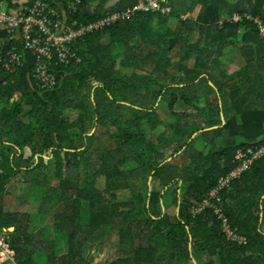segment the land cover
<instances>
[{
  "label": "trees",
  "instance_id": "obj_1",
  "mask_svg": "<svg viewBox=\"0 0 264 264\" xmlns=\"http://www.w3.org/2000/svg\"><path fill=\"white\" fill-rule=\"evenodd\" d=\"M109 1L0 0V11L8 5L27 17L41 3L77 29L139 2ZM198 2L171 0L168 15L139 11L77 39L71 49L81 63L56 60L52 89L34 76L24 33L0 28V56L12 47L23 55L15 71L0 60V234L15 252L10 264H105L90 247L115 228L120 254L108 264H264V158L221 190L220 213L199 212L238 166V150L264 143V37L249 18L264 19V0ZM198 6L197 17H181ZM229 53L244 65L235 70ZM15 182L43 193H29L42 211L58 207L55 230L67 251L49 236L41 247L31 222L4 210ZM70 188L78 197H66Z\"/></svg>",
  "mask_w": 264,
  "mask_h": 264
},
{
  "label": "built area",
  "instance_id": "obj_2",
  "mask_svg": "<svg viewBox=\"0 0 264 264\" xmlns=\"http://www.w3.org/2000/svg\"><path fill=\"white\" fill-rule=\"evenodd\" d=\"M129 9H137L138 12H161L162 14H170L173 11L170 0H142L135 7ZM249 18L251 17L249 16ZM119 19L114 15L89 26H81V28L76 29L69 26L67 18L63 19L59 14L51 16L46 12L43 4L39 3L32 8L31 15L27 17L21 16V13L17 14V12H0V27H6L11 37H17V32L20 33V31L22 34L24 33L26 49L37 56L34 76L42 83L44 89H52L57 85V75L55 70H53L56 60L66 65H70L73 60L81 63V59L72 51L71 45L77 39L84 38L88 33L102 30L105 26L111 25ZM241 19L240 15H234V21L238 22ZM255 21L264 37V20L257 18ZM74 26H78V24L74 23ZM22 59L23 55L17 54V47H12L4 55L0 56L1 62L4 63V67L8 71H15L17 63L21 64ZM263 158L264 143L256 147L251 146L246 149H239L235 156V160L242 166L240 172ZM238 175L239 172H234L231 178H235ZM231 178L227 179L224 184L229 183ZM225 231L228 237L234 236V233L227 226H225ZM241 240L244 241L245 239L242 238ZM4 251L9 252V245L6 238L0 235V252ZM6 261L0 262V264H4Z\"/></svg>",
  "mask_w": 264,
  "mask_h": 264
},
{
  "label": "rangeland",
  "instance_id": "obj_3",
  "mask_svg": "<svg viewBox=\"0 0 264 264\" xmlns=\"http://www.w3.org/2000/svg\"><path fill=\"white\" fill-rule=\"evenodd\" d=\"M1 11L7 12L8 5H2ZM137 12H138L137 9L136 10L129 9L122 15L117 13L116 17L124 19L129 16H134L135 14H137ZM175 24H176L175 21L170 24L173 29H175L176 27ZM229 55H231V53H229ZM238 55L239 54L236 53L235 55H233V57L237 59ZM122 56L123 55L121 54V57ZM174 63L177 64L178 61H175ZM242 63L244 64V60L242 62L240 61L241 65H243ZM128 72L131 73V70H129ZM157 106L159 108L160 105L157 104ZM176 107L178 111L185 110V108L180 105H177ZM167 110H168V105L166 103H162L159 108V111L163 117L166 116ZM69 114L73 118L72 116L73 114L71 113ZM150 132L151 131H148V134H150ZM99 133H97V135L100 138H105L107 140L110 139L108 135H101L103 134V130L100 129ZM92 134H93V131L91 132V135ZM195 135H197L198 137L200 134H195ZM200 150L203 151L202 149ZM29 153H28V156L30 155ZM53 184H54L53 186L57 187L59 185V181H54ZM17 186H18V183L15 182L14 185L9 188L10 190H8V193L10 195L7 197V201L4 204V210L7 213H11V214L12 213L14 214L22 213L23 216H25L26 219H28L31 222V226L34 227V232L37 233L36 236L39 237L38 242L41 247H44V244L50 241L49 239L46 240V236H49V238L55 240V242L57 243V246H61L62 249H60V252H63L64 250L67 251L68 250L67 249L68 248L67 238L55 230L54 223L56 219V214L58 213V207L53 208V210H51L52 202H49L47 203V205H45V209L42 211L41 209L42 207H40L38 202H35L31 198V195L29 193L32 192V194L36 195L37 197H42L43 193L38 190H34V189H31L30 191H28L29 189L26 187H17ZM71 190L72 189L70 188L69 191H66V192L64 191L67 194L66 197L71 198L73 195L75 197H78L77 195L80 192L77 191V189L76 191L74 190L72 192ZM120 195H121V198H124L126 194L120 193ZM25 200L27 201L25 202ZM83 210L84 212H89L88 203H84ZM46 225H48L49 227L47 230H46L47 228ZM13 229L14 228H12L11 231H14ZM98 243L99 241L98 242L96 241L94 244H91V247H90V252L95 257V260L97 262L108 264V263H111L112 261L114 262L118 258L120 254L119 253V233L116 228L113 231H108L107 234L103 238V242L100 244ZM14 253H15L14 250H12L10 247H9V252H6V251L0 252V262L6 261L7 259L9 260L10 258L13 257ZM200 260H202V258ZM201 262L202 261L198 260V262L196 263L200 264ZM193 263L196 264L194 260H193Z\"/></svg>",
  "mask_w": 264,
  "mask_h": 264
},
{
  "label": "bare ground",
  "instance_id": "obj_4",
  "mask_svg": "<svg viewBox=\"0 0 264 264\" xmlns=\"http://www.w3.org/2000/svg\"><path fill=\"white\" fill-rule=\"evenodd\" d=\"M252 166H249L248 168H246L245 170H243L242 172H240L242 166L238 164V166L231 172V174L225 178V179H221V181L219 182V186L217 187V189H213L210 195V199L206 198V200L204 201L203 205L199 208V212H202L204 210H206L207 208L210 209H214L216 213H220L221 212V203H222V194H221V190L230 186L232 183V180H238L240 179L246 172H248L250 170ZM234 172H239V175L235 178H231L232 174ZM231 178L230 182L227 184H224L225 181H227V179ZM224 217V215H223ZM226 220V219H225ZM244 237H240L238 238L239 240H241ZM245 239V238H244ZM244 242H246L244 240Z\"/></svg>",
  "mask_w": 264,
  "mask_h": 264
},
{
  "label": "crops",
  "instance_id": "obj_5",
  "mask_svg": "<svg viewBox=\"0 0 264 264\" xmlns=\"http://www.w3.org/2000/svg\"><path fill=\"white\" fill-rule=\"evenodd\" d=\"M28 0H21V3H25V2H27ZM118 1L119 0H110L109 2H108V6L109 7H111V6H115L116 4H118ZM198 1V0H197ZM202 0H199V2L198 3H200ZM201 7L200 6H198L195 10H194V12H190V11H188L187 13H185V14H183L181 17L183 18V17H188V18H191V17H197V15H198V12H199V10L201 11V9H200ZM18 38H21L20 37V35L18 36ZM239 55H238V57H237V59L236 58H234L233 57V55H228V58L229 59H231L232 61H233V63H232V67L236 70V69H238L240 66H243V65H241L240 64V61L242 62L243 61V59H242V56H241V54L240 53H238ZM240 60V61H239ZM233 70V69H232ZM252 101H254V100H251V102ZM221 105L223 106V104L221 103ZM222 118H223V121H224V124L226 123V117H225V113L223 112L222 113ZM214 128V127H213ZM217 128H219V127H217ZM217 128H215V129H217ZM200 133V135L197 137V135H194L193 137H192V139L193 140H196V141H200V140H202V133L201 132H199ZM197 134V133H196ZM204 147H200L199 149H202L203 151H205V148L207 147V144L206 145H203ZM46 227L47 228H49L48 227V225H46ZM203 260H205V258H203ZM196 261L197 260H195L194 262L196 263ZM197 264V263H196Z\"/></svg>",
  "mask_w": 264,
  "mask_h": 264
},
{
  "label": "clouds",
  "instance_id": "obj_6",
  "mask_svg": "<svg viewBox=\"0 0 264 264\" xmlns=\"http://www.w3.org/2000/svg\"><path fill=\"white\" fill-rule=\"evenodd\" d=\"M140 1H142V0H139V2ZM139 2H138V4H139ZM170 2H171V0H170ZM171 4V3H170ZM0 12H3V11H0ZM5 13H8V12H5ZM161 13V12H160ZM235 14H237V15H240L239 13H235ZM168 15V14H167ZM251 16V15H250ZM240 17L242 18V16L240 15ZM234 18V17H233ZM251 18H253L254 19V21L257 19V18H260V19H262L261 17H252L251 16ZM183 19L184 20H187L188 19V17L186 16V17H183ZM262 20H264V19H262ZM239 22V21H238ZM256 22V21H255ZM1 29H4V30H6V32H7V29H6V27H0ZM258 28H259V26H258ZM260 31V30H259ZM8 33V32H7ZM9 35V34H8ZM94 131V130H93ZM96 131H97V128H95V132H93V135L96 133ZM93 135H91L90 134V136H93ZM45 158H46V160L48 161V159H50L48 156H46L45 155ZM12 229V228H11ZM10 229V230H11ZM14 230V229H13ZM0 235H2V236H4L5 238H6V241H7V243H8V245H9V247H10V243H9V240L7 239V235L6 234H0ZM11 248V247H10ZM13 258V257H12ZM10 260L11 259H9V260H7L4 264H10Z\"/></svg>",
  "mask_w": 264,
  "mask_h": 264
},
{
  "label": "water",
  "instance_id": "obj_7",
  "mask_svg": "<svg viewBox=\"0 0 264 264\" xmlns=\"http://www.w3.org/2000/svg\"><path fill=\"white\" fill-rule=\"evenodd\" d=\"M212 85H214V84L212 83ZM215 128H217V127L205 129V130L201 131V133L204 132V131H209V130L215 129ZM93 132H95V129H94ZM197 134H200V133H197ZM92 135H93V134H92ZM179 154H180V153H179ZM179 154H177V155H179ZM177 155H176V156H177ZM173 159H174L173 157L169 158V159L166 160L161 166H163V165H165L166 163L172 161ZM151 180H152V178H151Z\"/></svg>",
  "mask_w": 264,
  "mask_h": 264
}]
</instances>
